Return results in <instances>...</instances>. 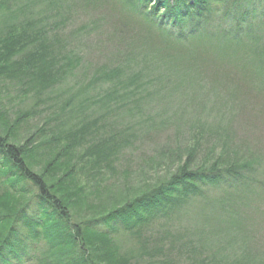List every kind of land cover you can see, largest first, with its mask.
Listing matches in <instances>:
<instances>
[{
	"label": "trees",
	"instance_id": "16d2710c",
	"mask_svg": "<svg viewBox=\"0 0 264 264\" xmlns=\"http://www.w3.org/2000/svg\"><path fill=\"white\" fill-rule=\"evenodd\" d=\"M20 1L0 0V12L10 14L0 25V264L264 263L253 253L232 255L219 239L216 252L201 243L222 232L215 207L234 220L237 207L264 183L257 161L233 153L235 160L191 167L192 152L157 185L131 191L123 184L125 192L116 195L118 176H130L117 168L122 144L102 128V118L68 115L76 98L59 92L78 76L82 55L63 30L73 10L89 15L111 0ZM120 1L160 32L156 41L166 53L176 50L181 65L154 46L140 60L124 57L122 70L95 75L104 81L103 103L120 98L131 108L127 103L141 105L166 90L172 95L176 86L202 87L201 77L222 86L231 67H244L264 86V0ZM15 99L25 106L11 105ZM89 101L96 104L93 96ZM37 118L43 126L35 127ZM224 149V156L232 154ZM211 191L222 196L209 200ZM198 199L213 205L214 214L203 215L207 226L219 225L209 234L199 229V246L184 244Z\"/></svg>",
	"mask_w": 264,
	"mask_h": 264
},
{
	"label": "rangeland",
	"instance_id": "374dc122",
	"mask_svg": "<svg viewBox=\"0 0 264 264\" xmlns=\"http://www.w3.org/2000/svg\"><path fill=\"white\" fill-rule=\"evenodd\" d=\"M111 2V5L95 8L89 15L73 10V18L63 31L66 33L64 37L72 41L73 48L82 55V67L77 71L78 76H71L66 86L70 85L72 91L63 86L59 94H63L66 100L73 96L76 98L70 107V118H102V128L122 144L117 154L120 161L117 168L129 172L130 176L124 181L122 175L118 176L116 195L125 192L123 188L120 190L123 184L129 185L131 191L157 185L176 172L192 152L196 153L190 161L191 167L201 163L211 165L223 159L235 160L233 157L238 156L233 153H239L245 161L252 159L259 163L256 172L258 179L264 181V86L261 78L252 77L244 67H231L230 71H225V84L222 86L223 82L217 81L211 87L208 79L201 77L202 87L200 83L185 90L176 86L177 91L172 89L175 92L172 95H167L166 90L150 100L147 97L141 105L138 101L127 103L131 108L122 106L124 103L120 98L111 103L101 101L103 94L99 85L104 81L95 79L97 71L99 74L107 68L122 70L123 62L120 60L131 56H138L140 60L139 55L149 52L153 46L160 51L165 50L160 44L162 41L158 43L155 39L160 32L134 15L120 0ZM33 8L35 15H42L38 5ZM9 19L10 14L0 12V25ZM75 32L79 38L74 36ZM72 36L75 38L71 39ZM248 44L251 45L250 42ZM175 51L164 53L181 65ZM167 73L170 72L167 70ZM92 96L96 104L89 101ZM16 104L25 106L18 99L11 101V105ZM47 106H43V113ZM36 120L35 127L43 126L44 119ZM225 146L233 150L230 156L221 154ZM260 186L237 207L239 215L235 214L234 220L229 214H222V209L214 208L224 223L217 239L215 236L205 242L200 239L205 249L216 252V240L219 239L218 243L223 245L221 248L236 257L249 252L264 260V183ZM208 195V199L214 201L222 196L216 191ZM212 208L213 205L207 208L202 200L195 201L188 218L193 223L189 232L192 236L188 235L192 238L185 237L184 244L193 240L199 246V229L209 234L219 225L215 223L212 227L211 221L207 226L203 218L204 214H214ZM180 233L186 235L183 231Z\"/></svg>",
	"mask_w": 264,
	"mask_h": 264
}]
</instances>
